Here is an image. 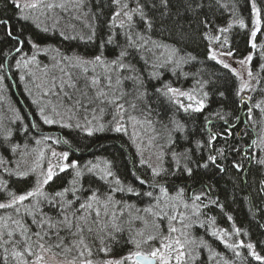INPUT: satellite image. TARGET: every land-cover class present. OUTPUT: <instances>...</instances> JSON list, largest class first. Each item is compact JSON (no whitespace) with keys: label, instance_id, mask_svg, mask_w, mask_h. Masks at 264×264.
<instances>
[{"label":"trees","instance_id":"obj_1","mask_svg":"<svg viewBox=\"0 0 264 264\" xmlns=\"http://www.w3.org/2000/svg\"><path fill=\"white\" fill-rule=\"evenodd\" d=\"M127 3L133 8L136 7L137 0H127ZM139 3L153 20V28L146 29L134 14L137 23L135 31L143 34L145 38L151 37V40L167 45L168 48L158 49L150 42L143 50H131L124 62L131 63L136 72L119 69L122 83L120 86L115 85L116 73H113L112 84L117 88V94L120 91L127 92L130 95L126 99L131 100L135 95L134 83L123 77L138 75L143 80L144 88L140 91L147 90L145 103L150 106L151 112L149 115L145 109L143 114L140 111L132 114L142 122L145 116L151 120V125L146 122L138 124V129L140 131L142 126L145 127L146 135L152 139V145L159 150L160 157L162 155V167L167 169V172L153 178L146 164L139 162L136 147L126 131L112 130L115 110L98 101L91 102L98 91L109 92L107 79L100 78L95 69L100 67L92 66L94 69L83 71L81 67L61 62L54 64L61 66L60 72L48 74L58 76L56 81L60 85H55V92L49 97L51 101L58 107L64 106L78 119L91 110L92 114L98 113L102 116L104 123L103 130L92 131L91 135L72 126L57 127L58 146L69 153V161L78 162L82 172L80 190L75 194L79 197V202H76L71 192L66 193L64 199L73 200V207L79 209V204L84 203L93 190L99 197V203H94L93 209L89 210L90 224L93 220H99V225H91L95 231L91 235L86 233L87 243L92 249L91 258L119 259L135 248L131 240L142 242L150 235L155 239L146 244L141 243L139 249L146 251V245L159 243L169 227L167 223L170 216L173 213L179 216L184 211L179 205L180 201L177 202L173 197L183 188V198L188 201H191L193 194L205 192L197 202L200 205L199 211L183 222L185 233L187 231L190 238L188 253L191 256L187 257L190 264H210L204 256V244L221 253L231 264H264L251 257L246 246L237 247L239 256L226 251L221 244L220 235L214 232L215 228L225 231L239 229V233L234 232L238 243H251L254 245V251L264 256V165L255 162L264 159V150L252 145L253 140L259 141L263 129L260 110L255 105L264 101V68L261 67L264 65V0H191L190 10H186L184 0H169L167 9L160 5V0H139ZM253 3L260 18V30L254 38L251 36L255 29ZM153 4L156 6L153 7ZM79 10L76 12L74 9L68 13L73 20L82 23L81 32H70L66 22L55 23L53 29H46L44 26L41 29L34 21L20 16L13 0H0V22L7 21V24L0 23V162L2 160L5 163L4 169L9 170L0 176V181H7L8 190L16 194L31 190L34 181L30 174L22 178L13 174L17 172L16 163L21 159L18 153L31 145L36 136L35 130L38 132L45 129L36 110L37 102L32 101L29 89L24 87V90L21 82L17 80L19 70L10 68L17 55L16 50L20 48L30 53L29 43L33 41L64 54L82 57H94L103 51L110 61L115 59L121 50L116 45L127 44L123 33L128 29H121L119 24L112 21V15L117 10L112 0H82ZM240 20L244 21V27H240ZM230 24L232 26L228 32L219 31L220 28H228ZM9 29L12 37L7 34ZM109 35L114 36V44L107 43ZM89 36L93 38L89 40ZM216 36H220L222 47L226 51H232L234 57L240 58L252 52L250 69L256 78L247 97L241 93L237 95L238 83L234 73L209 58L210 42ZM15 37H19L24 43H18ZM225 37L228 39L227 45H223ZM250 40L255 43V48L251 47ZM101 41L105 42L103 49L100 47ZM172 48L178 49L174 60L184 58L187 61L181 63L180 67H176L175 63H165ZM189 56L194 59H188ZM51 58L54 62V56ZM154 65L158 67L154 68ZM154 71L158 73L157 78L151 75ZM10 75L16 81L15 87L9 80ZM96 78H99V83L93 85L92 80ZM76 81L80 82V86ZM69 83L80 89L73 90V87L68 86ZM164 84L184 91L194 90L199 94L198 98L207 92L205 108L201 112H185L179 105L155 91ZM77 101H80V104H77ZM182 102L190 103L184 99ZM100 108H105V111L101 113ZM249 108H252L251 120L248 119ZM177 122L183 125V131L176 130ZM212 133L217 134V139L212 141L210 147L208 140ZM60 140L64 143L67 141L66 145ZM185 150H189L192 161L196 162L189 164L193 168L191 176L182 171L183 160L181 166L177 167L172 158L173 152L184 153ZM208 155L217 156L216 165L219 167L211 163L206 168L197 167V163H205ZM250 156L254 157L252 163H249ZM237 163L241 165L239 169L234 167ZM93 164H98L100 168L88 172L87 169ZM158 165L161 166L160 158ZM105 167L113 173V176L109 177L112 187H117L114 181L119 178L122 186H131L135 192H110L109 182L100 179L103 175L100 169ZM57 173L54 179L44 186L49 198L55 192L70 187L69 181L73 178L72 169ZM136 177L145 182L140 183ZM159 185L166 188L167 196L161 194ZM147 192H152L153 195H143ZM169 197H172L174 202ZM8 199L10 197L7 193L0 191V202ZM184 199L183 202L186 201ZM32 203L31 199L25 201L24 205L20 206L19 214L14 208L0 211L4 217H11L13 220L23 217L24 222L34 232L37 229L31 224V217L25 216L23 212L24 206ZM39 208L45 216L62 218L59 215V206L50 205L48 200L41 201ZM146 208H151L152 212H146ZM96 211H99L98 218ZM154 213L160 215L156 216ZM113 223L121 228L120 232L115 233V240L107 236V233L112 231ZM106 224L108 227L100 233L105 237L102 244L97 238V231ZM9 227H14L11 220ZM60 235L65 237V245L72 247L73 237L67 231H61ZM19 238V233H14L13 239ZM4 239L8 237L5 236ZM229 243L236 241L231 240ZM4 247L11 251V242ZM101 247H108L110 251L105 254L99 251ZM22 248L23 244L18 250ZM53 253L67 258L77 255L75 249L70 253H65L62 248L54 249ZM3 256V248H0V264H3ZM9 264H15L10 257Z\"/></svg>","mask_w":264,"mask_h":264},{"label":"snow or ice","instance_id":"obj_2","mask_svg":"<svg viewBox=\"0 0 264 264\" xmlns=\"http://www.w3.org/2000/svg\"><path fill=\"white\" fill-rule=\"evenodd\" d=\"M186 10L191 9V0H184ZM112 4L116 5L119 8V11H116L113 13V22L118 19L121 15L125 17V20H121L119 27L121 29L127 28L128 30L123 33L127 44L124 46L116 45L121 50L119 51V54L116 56L115 59L108 60L105 56L103 51L100 52V54L94 56L91 60H84L81 57H75V60L77 61V66H86L88 64H92L94 66L100 67L104 69V77L108 81V88L111 89L110 92L105 91H98L93 98L91 102H99L101 104H104L106 106H111L115 111L113 113V121L116 124V127L114 128V131L121 132L124 130V125L121 123V121L127 119L129 122L133 124V127L138 124L142 123H148L151 125V120L145 116V120L142 122L136 115H133L132 113L136 111H140L142 114L144 113L145 109L147 110L148 114L150 115L151 109L150 106L145 103V98L148 96L147 90L140 91V89L144 88V82L138 75H130L127 77H123V79L126 80H132L135 86V95L131 100H127L126 97H128L130 94L127 92L120 91L117 94V88L113 87L112 79H113V73H116V79H115V85L120 86L122 83L121 76L118 72L119 69H124L125 71L129 72H136L135 67L131 63H125L124 61L128 58L130 55L131 50H143L147 44L150 42L153 44L155 48H168L167 45H163L160 43H157L156 41L151 40V37L145 38L143 34L140 32H136L135 29L137 27V23L134 20V14L135 16L139 17V21L143 23L146 26V29L151 30L153 28V20L150 19L147 15V13L144 10V6L139 3V0H137L136 7L130 8L129 4L127 3V0H112ZM160 5H162L165 9L169 6V0H160ZM156 5L153 4V7ZM15 7L17 9L22 8H36V3H25L23 6L20 3H15ZM51 7V5H49ZM199 7V5H197ZM252 11L254 16L256 17L253 21L255 25V29L252 31L251 36L254 38L257 35V32L260 30V18H259V11L255 6V3H253ZM163 15V13H162ZM24 19H27V17H23ZM0 23L7 24V21H2ZM240 27H244V21H239ZM232 25L230 24L228 28H220L219 31L222 33L228 32L229 28ZM8 36L12 37V32L9 29ZM95 34L93 33V36ZM93 36H89L88 39L91 40ZM18 43H24L23 40H20L19 37H15ZM209 39H211L209 37ZM216 41L220 40V36H216L214 38ZM139 41H142V43H139ZM30 42V41H29ZM108 44H114V36L109 35L107 38ZM249 43L251 44L252 48H255V43L250 40ZM228 44L227 37L223 40V45ZM32 47L34 49H38V45L35 43L32 44ZM101 49L105 47V42L101 41L100 45ZM17 51L19 52L20 49L18 48ZM178 53V49L172 48L171 54L167 57V60L165 63H175L176 67H180L181 63L187 62L184 60V58L174 60L173 57ZM221 55H226L231 57L233 55L232 51H227L226 53H221ZM209 58L212 60L217 59V53L213 51L211 48H209ZM32 59L34 60L35 57L33 56ZM66 59H68L66 57ZM188 59H194V57L189 56ZM252 60V56L248 55L243 60L238 61L240 64H245L246 62H249ZM223 64L224 68H229L230 65L225 63L224 61H219ZM17 66L19 67V62H17ZM2 67V65H0ZM158 67L157 65L153 66ZM262 68H264V65H261ZM85 71H87V68H84ZM233 73H236L235 69H232ZM153 78L158 77L157 72H153L152 74ZM238 75V74H237ZM252 72L248 71V76L252 77ZM99 83V78L93 79L92 84L97 85ZM69 87H73L71 83L68 85ZM250 85L247 81L242 82L240 84V87L237 91V95H240L241 92L248 89ZM157 93H160L161 95L168 98V100L172 103H175L179 105V108L183 109L185 112H201L205 106H206V100L208 97V93L204 92L203 96L201 98H197L196 96L192 95L190 92L182 91L179 88H175L170 86L169 84H164L162 88H157L155 90ZM223 95V93H221ZM184 97L187 98L189 101H192V103L184 104L180 98ZM77 104H80V101L76 102ZM143 105L144 107H141ZM82 106V105H81ZM255 107L259 108L260 105L257 104ZM105 111V108H100V112L103 113ZM264 111V110H262ZM40 115L41 119L45 124H53L56 123L54 119L50 118L47 115H44V109H40ZM248 119H252V108L248 109ZM35 126V125H34ZM76 127H80L79 124L76 125ZM89 135L92 133V129L88 128L85 129ZM99 130H103V125L100 126ZM176 130L183 131V125L176 123ZM45 140L50 139V137L45 136ZM217 139V134L212 133L210 134V138L208 140V145L211 147L212 141ZM58 142V141H57ZM133 142H135L133 140ZM171 142V141H170ZM39 143V141H37ZM67 143V141H65ZM197 144L199 145L200 142L198 141ZM252 145L256 147L262 148L264 150V135H262L258 140H253ZM13 151L15 149L13 148ZM222 154V153H221ZM53 157H58L63 163H57L56 165L49 164L47 171L42 173V179L40 177L37 178V182L35 186L23 194H16L15 192L9 191L7 188V181H0V191H4L7 193V195L10 197L9 201L7 203L0 202V209H15V212L19 214L21 212V205H24L25 201L32 200L33 203L28 206H24L23 212L24 215L27 217H31V224L35 225L36 231H32L31 227L24 222L23 217L21 219H12L11 217H0V248H3L4 256H3V264H9V257L12 261H15V264H48V261L46 260V254L47 253H53L54 249H63L65 253H70L73 251V249L76 250L77 255L73 256L72 260L68 262V264H95V262L91 259L92 257V249L90 245L87 243V235H91L95 229L91 226L92 224L99 225V220H93L91 221V224L89 222L90 218V212L89 210L93 209L94 203H99V197L96 191H92V194L87 197L84 203L79 204V209H75L73 207V200H65V194L68 192H71L73 196L75 197L76 202H79V197H76L75 194L77 191L80 190V177L82 176V172L80 170L79 164L76 160H72L70 163H68L69 159V153L63 152L58 153L53 151L52 152ZM172 158L175 161V164L177 167L181 166V160L184 161L182 171L187 173L189 176L193 173V168L189 166L191 163H196L192 161L191 155L189 150H185L184 153H172ZM161 159V166L152 168V175L153 178L158 177L161 173L167 172V169L162 167V155L160 157ZM254 157H249V163L253 162ZM217 156L215 155H208L207 159L204 164L197 163V167H208V164L211 163L213 165H216ZM256 163L260 165H264V159H259L255 161ZM107 163V162H106ZM141 163H145V161L141 160ZM219 167V165H216ZM98 164H93L91 168H88V172H93L96 169H99ZM234 167L239 169L241 167L240 164H234ZM56 169L59 170V172H64L65 170L72 169L73 170V178L71 181H69L70 187L64 188L62 191L55 192L54 195L49 198V194L44 191V186L47 185L50 181L54 179V177L58 174ZM223 171V169H220ZM5 171H9L8 169H5ZM36 168L33 167L28 171H17L13 173L17 177H27L31 173H35ZM100 171L103 173V175L100 177V179L108 181L109 182V188L110 192H128L133 193L135 192V189L131 186L124 187L122 186V182L119 180V178H116L114 183L117 185V187H112V181H109V177L113 176L112 171L105 167L104 169H100ZM138 180H140V183H144L145 181L141 180L140 177H136ZM160 192L162 195L167 196V190L163 185H159ZM184 189L181 188L174 199L179 200L183 203V197H184ZM205 192H201L200 194H193L190 198L192 200L191 207L195 210V212L199 211L200 205L197 204L198 201L201 200V196H203ZM143 195H147L151 197L153 194L152 192L143 193ZM43 200H48L49 204L52 206H59L60 212L59 215L62 217L61 219H54L52 217L45 216L41 213V210L39 208V204ZM111 200V196L108 197V201ZM107 206V203H105V207ZM184 207L187 208L189 205L187 203H184ZM146 212H152L151 208H146ZM80 212L82 214L78 215L77 213ZM154 215L159 216V213H154ZM96 217H99V211H96ZM181 218H183V213H181ZM170 219H176L175 216L170 217ZM231 219V217H229ZM9 220H11V224L14 225V227H9ZM108 225L106 224L104 228H99L97 231V238L100 239L101 243H104L105 237L103 235H100V233H103L105 231V228H107ZM112 231H109L107 233V236L111 238L112 240H115V233H118L121 231V228L113 223L111 225ZM61 231H67L68 234L73 237L72 240V247H68L65 245V237L60 235ZM177 229L174 227L169 228V232H176ZM223 231V230H221ZM236 233H239V229H235ZM14 233H19V239H13ZM87 233V235H86ZM215 234V233H214ZM227 235V233H225ZM7 236L8 239H4V237ZM155 237L148 236L147 240L144 241H136L135 239L131 240L130 242L135 245L137 249L140 248L141 243H148L149 241L154 240ZM50 241H56L55 243H52ZM11 242L12 248L11 251H9L8 248L4 247V245H7ZM187 241L182 243L179 239H176L174 241V244L176 245L175 248L172 247V244H162L161 248L167 249V253L162 252L161 248H154L149 253L145 254L139 250L137 251H130L126 256L121 257L118 260H104L102 264H127V262L132 261L133 264H152L153 259L158 261V264H171L172 259L175 260L176 264H182L186 260V257L191 256L190 253H186L184 248ZM225 245L229 249H236L237 247H245L243 243L234 244V243H228L227 241H224ZM23 244L22 250H18L20 246ZM247 249H249V255L253 257L256 261H262L264 262V256L259 255L256 251H254V245L249 243L246 245ZM99 251L104 252L107 254L110 249L108 247H101ZM173 253L175 254L173 256ZM27 254V255H26ZM54 255L56 253H53ZM237 256L240 255L239 252L236 253ZM28 257H34V259H28Z\"/></svg>","mask_w":264,"mask_h":264},{"label":"rangeland","instance_id":"obj_3","mask_svg":"<svg viewBox=\"0 0 264 264\" xmlns=\"http://www.w3.org/2000/svg\"><path fill=\"white\" fill-rule=\"evenodd\" d=\"M81 1L82 0H13L14 4L20 3L22 6L25 3H36L37 4V7L34 9L33 8H22L18 10L22 18L27 17L29 21L30 20L34 21L38 28L43 29L45 27L46 29L47 28L53 29L55 26V23L57 22L65 23L66 22L68 24L67 27L69 28L70 32H75V33L76 31L81 32L83 25L82 23L73 20L68 12H73L74 9H76V12H78L81 6ZM49 5H51V7H49ZM116 11H119L118 7ZM255 18L256 17L253 14V19ZM121 20H125V17L123 15H121L118 19H116L114 23L120 24ZM112 21H113V18H112ZM214 38L210 42L209 48H211L213 51L217 53L216 61L219 62L222 60L225 63L229 64L230 65L229 70H231V72H233L232 69L236 70V73H234V75L237 78L238 89L242 82H245V81L248 82L250 87L246 89L245 91L241 92L242 95H245L247 97L249 91L253 88L255 84L256 76L253 73H252L253 74L252 77L248 76V71L249 70L251 71L250 61L246 62L243 65L238 63V61L243 60L248 55L252 56V52L240 58L234 57V56L229 57L226 55H221V53H226L227 51L222 47L220 40L216 41ZM33 43L35 42L32 41L29 43L30 53H26L25 51H22L20 48H19L20 49L19 52L16 50L17 55L13 59L12 65L10 68L19 70V76H17V80L21 82L23 89L24 87L29 89L32 101H34L35 103L36 102L38 103V104L36 103V106H37L36 110H37V113L39 115L41 122L45 126V129H42L41 131L36 132L35 130L36 136H34V138L32 139L31 145L28 148H25L19 151L18 156H20L21 159L19 158L20 161L16 163V167H17L16 171H28L33 167L36 168L35 173L30 174L34 178L33 185H32L34 187L37 182V178L40 177L42 179L41 174L47 171V168L50 163L52 165H56L57 163H63V161H61L58 157L52 156L53 151L58 152V153L67 152L66 150L58 146L57 127L67 128V127L72 126V127L78 128L76 127V125L79 124L80 125L79 129H82L85 132H87L85 129H88V128H91L92 131L99 130L101 125H103L104 127V123H103L102 116H100L98 113L92 114L91 110L89 111L87 115L81 118L79 117L78 119L75 116H73L72 113L67 111V108L61 105L58 107V105L55 102L51 101L49 98L50 95L51 94L53 95L55 92L54 91L55 85H59V83L57 82L58 81L57 79L59 78L58 76L55 77L54 75L52 76L48 75L50 72H52L53 74H55L56 71L60 72L61 66L54 65L55 63L60 64L62 62L63 64H66V65L77 66V61L75 60V57H81L84 60H91L93 57H82V56H79L76 54H70V53L64 54V53L58 52L57 50H53V48L39 45L37 43L35 44L38 45V49H34L32 47ZM33 56L35 57L34 60L32 59ZM51 56L52 57L54 56V62L51 61L52 59ZM66 57L68 59H66ZM17 62H19V67L17 66ZM92 66L94 65L88 64L86 66H78V67H81V69H83L84 71L85 67L89 70L94 69V68H91ZM95 69L100 74V78L102 79L105 78L104 69L102 68H95ZM75 73L76 72H74V74ZM9 77H10L9 78L10 82H13V86L15 87V84H16L15 79L11 75ZM26 81H28L29 83L25 84ZM76 84L80 86L79 81H76ZM1 85H2V76H0V88H1ZM75 89L79 90L80 87H73V90ZM107 90L109 92L111 91V89L109 88ZM66 92L68 91H65V93ZM186 92H190L192 95L196 96L197 98L199 97V94H197V92L194 90H190ZM58 98L62 99L61 96H58ZM1 99H2V95L0 94V102H1ZM183 99L186 100L187 102H190V103L192 102V101H189L187 98H184V97L180 98L181 101H183ZM41 108L44 109V115L49 116L50 118L54 119L57 122L53 124H45L43 120L41 119V115H40ZM259 110H260L261 123L263 127L261 134H260V137H261L262 135H264V111H262L264 110V101L260 103ZM121 123L124 125L123 131H126V133L131 137L132 142L133 140L135 141L133 142V144L136 147L135 149L138 154L137 156H138L139 162L141 163V160L145 161L146 166L149 168L152 174V168L159 167L158 165L159 158H160L159 150L156 149V147L152 145L150 141L152 139L151 137L146 135L145 127L142 126V128L139 131L138 129L139 125H135V127H133V124L129 122L127 119L121 121ZM112 126H114L113 128L116 127L115 122L113 123ZM45 136L50 137V139L45 140L44 139ZM37 141H39V143H37ZM60 142L62 144H65L64 141L60 140ZM67 162L70 163L71 161L68 160ZM0 165H3V163L0 162ZM56 171L58 172L59 170L56 169ZM173 197L175 198L176 195H174ZM169 198H171L172 202H174V199L172 197H169ZM8 201L9 199L3 203H7ZM176 201L179 202V200H176ZM184 203H187L189 207L185 208ZM179 205L181 206L182 211L184 209V211L181 212L183 213V218H181V214H179V216H176L174 213L172 214V216H175L176 219L174 220L170 218L168 219L169 222L167 224L169 227H167L168 229L166 231V234L162 237L160 242L157 244H153L152 246L146 245L147 247L146 251L137 249L136 247L133 249V251L139 250L147 254L152 249L161 248L162 244H169V243H171L172 247L175 248L176 245L174 244V241L176 239H179L182 243L187 241V243L185 244L184 250L186 253H188L190 250V246H189L190 238H189L187 231L185 233L183 222L185 219L187 220V219L192 218L197 212H195V210L191 207L192 200L191 201L186 200L183 203L180 201ZM0 210L4 211V209H0ZM0 217H4V214L1 211H0ZM170 227L176 228L177 231L170 233L169 232ZM214 232L220 235V238H221L220 241H221V244L225 247L224 249L226 251L231 252L233 255L237 256L236 253L238 252V248L234 250L229 249L226 247L224 243V241H227L229 243V241L231 240L236 241V243L234 244L240 243V242L238 243L236 239V234L234 233L235 230L221 231L220 228H215ZM225 233H227V235H225ZM244 245L246 246L247 244H244ZM203 250H204V256L206 259L210 261V264H231V262L228 261L225 258V256H223L219 252H216L212 248H209L205 244H204ZM161 251L167 253L168 250L161 248ZM174 255L175 254L173 253V256ZM45 258L48 261V264H68V262L72 260V257L67 258L64 256H57L56 254L54 255L53 253H47ZM28 259L31 260V259H34V257H28ZM92 260L95 262V264H102V262L104 261V260H98V258H93ZM112 260H118V259H112ZM127 264H133V262L129 261L127 262ZM154 264H158V261L155 260ZM171 264H176L174 259H172ZM182 264H190V262H188L187 257H186V260L182 262Z\"/></svg>","mask_w":264,"mask_h":264},{"label":"bare ground","instance_id":"obj_4","mask_svg":"<svg viewBox=\"0 0 264 264\" xmlns=\"http://www.w3.org/2000/svg\"><path fill=\"white\" fill-rule=\"evenodd\" d=\"M1 162L3 163V165H0V176H2L3 174H5V163L1 160Z\"/></svg>","mask_w":264,"mask_h":264},{"label":"water","instance_id":"obj_5","mask_svg":"<svg viewBox=\"0 0 264 264\" xmlns=\"http://www.w3.org/2000/svg\"><path fill=\"white\" fill-rule=\"evenodd\" d=\"M154 262H155V260L153 259V262H152V264H154Z\"/></svg>","mask_w":264,"mask_h":264}]
</instances>
